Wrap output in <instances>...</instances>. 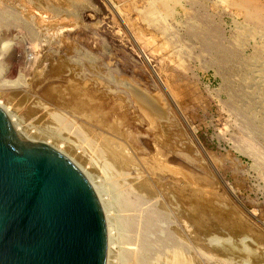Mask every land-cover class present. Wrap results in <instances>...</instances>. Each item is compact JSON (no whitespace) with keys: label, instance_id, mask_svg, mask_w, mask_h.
<instances>
[{"label":"rangeland","instance_id":"obj_1","mask_svg":"<svg viewBox=\"0 0 264 264\" xmlns=\"http://www.w3.org/2000/svg\"><path fill=\"white\" fill-rule=\"evenodd\" d=\"M168 2L0 0V106L96 187L108 264H264V0Z\"/></svg>","mask_w":264,"mask_h":264},{"label":"water","instance_id":"obj_2","mask_svg":"<svg viewBox=\"0 0 264 264\" xmlns=\"http://www.w3.org/2000/svg\"><path fill=\"white\" fill-rule=\"evenodd\" d=\"M102 211L82 172L21 137L0 108V264H104Z\"/></svg>","mask_w":264,"mask_h":264},{"label":"bare ground","instance_id":"obj_3","mask_svg":"<svg viewBox=\"0 0 264 264\" xmlns=\"http://www.w3.org/2000/svg\"><path fill=\"white\" fill-rule=\"evenodd\" d=\"M156 1V0H155ZM159 3H161V5H164L165 4V0H157ZM169 2L168 3H170V0H168ZM175 1V0H174ZM237 2V1H236ZM156 3V2H155ZM154 3V4H155ZM177 3H178V1H177ZM244 3H246V1L244 2ZM248 3V2H247ZM250 3V2H249ZM148 4V3H147ZM157 4V3H156ZM171 4V3H170ZM237 4H239V6H240V3L238 2ZM159 5V4H158ZM173 5V4H172ZM247 5V4H246ZM160 6V5H159ZM242 6V5H241ZM244 7H245V5H243ZM249 6H251L250 4H249ZM2 8H3V6H1ZM154 7H156L155 5H154ZM172 7V6H171ZM247 8H249V7H247ZM247 8H245V9H247ZM152 9V8H151ZM156 9H158V8H156ZM161 9V8H160ZM159 9V10H160ZM171 9V8H170ZM170 9H169V11H170ZM244 9V8H243ZM244 9V10H245ZM1 10V9H0ZM150 10V9H149ZM148 10V11H149ZM250 10V9H249ZM32 11V10H31ZM147 11V10H146ZM163 11H165L164 9H163ZM168 11V12H169ZM259 11H260V9L255 5V6H253V11H247L248 13L250 12L251 13V15L253 14V17H254V19L253 20H259L261 17H260V15H259ZM246 12V11H245ZM165 16H166V14H165ZM248 16V15H247ZM264 16V15H263ZM250 17V16H249ZM164 18V17H163ZM251 18V17H250ZM256 18V19H255ZM263 19H264V17H262ZM257 20H256V22H257ZM157 23H158V21H156ZM161 23V22H160ZM159 25V24H158ZM160 26H162V25H160ZM158 27V26H157ZM163 27V26H162ZM161 27V28H162ZM209 50H216V49H212V48H210ZM210 52V51H209ZM214 56H215V59H214V62H212V63H214V64H224L225 62H227V61H229L230 60V58L232 57L231 56V54H229L228 52H215L214 53ZM168 80V79H167ZM166 80V81H167ZM84 92V91H83ZM84 94V93H83ZM256 95V94H255ZM257 98V97H256ZM83 99V100H82ZM82 99H80L79 101H78V105L80 106V108L83 110V108H85V102H88L89 101V95L88 94H84L83 96H82ZM155 105L154 106H152L151 107V109L149 110L150 111V117H152V119L154 118V117H156V116H160V115H162L163 114V112H164V110H163V107L161 106V104L159 105V104H157V103H154ZM77 106V105H76ZM0 108L2 109V111L6 114V116L8 117V120L10 121V123H11V125L13 126V128H14V130L21 136V137H23V138H25L26 136H25V134L23 133V131L22 130H20V128H19V126H17V124L15 125L14 124V116H12V115H10L9 113H8V111H7V109L6 108H3L2 106H0ZM55 115V114H54ZM56 116V115H55ZM163 116V115H162ZM52 118V117H51ZM153 123V122H152ZM82 128V127H81ZM82 130V129H81ZM53 134V133H52ZM27 139V138H26ZM29 140V139H28ZM46 143V142H45ZM255 143V142H254ZM108 149V148H107ZM106 149V150H107ZM105 150V149H104ZM111 150V149H110ZM109 151V150H108ZM107 151V152H108ZM59 152V151H58ZM115 151H113L112 152V150L109 152V154L110 153H112V156H113V154L115 155V153H114ZM62 154V153H61ZM117 155V154H116ZM115 155V156H116ZM111 156V157H112ZM116 157H118V155L116 156ZM69 159V158H68ZM70 161H71V159H69ZM127 161V160H126ZM72 162V161H71ZM128 162V161H127ZM76 167L81 171V169L76 165ZM82 172V174L84 175V177L86 178V180L88 181V183L90 184V186H91V188H92V190H93V192H94V194H95V196H96V198H97V201H98V203H99V206H100V209H101V211H102V215H103V219H104V226H105V236H106V249H105V263L104 264H108L107 263V260H108V252L110 251V249H111V247H110V245L112 246V244H110V242H109V236H108V234L110 233V228L107 226V218H108V212H106L104 209H103V203H102V200L100 199V197H99V195H97V191H96V187L93 185V184H91V182L89 181V179L87 178V176L83 173V171H81ZM136 175V174H135ZM138 178V177H137ZM144 184H146V182H143L142 183V185H144ZM93 185V186H92ZM146 185H148V186H150L149 184H146ZM148 186H147V189H148ZM94 187V188H93ZM152 189H150V191H148V192H154V190L153 191H151ZM159 191V190H158ZM155 192H157V191H155ZM166 192V191H165ZM175 192V191H174ZM177 193V192H176ZM166 194V193H165ZM172 194V193H171ZM154 195V194H153ZM180 196H182V195H180ZM174 197V196H173ZM184 197V196H183ZM179 198V197H178ZM185 199V200H184ZM191 198H188V199H186V197H184L183 199L181 198L180 200L178 199L177 201L181 204V205H187V207H188V205H191V206H195L194 205V203L192 202V200H190ZM186 201V202H185ZM201 201V200H200ZM192 202V203H191ZM207 209V208H206ZM198 210V209H197ZM202 217V216H201ZM201 217L200 216H193V218L195 219V218H199L200 220L199 221H201ZM193 218H191V219H193ZM109 219V218H108ZM196 220V219H195ZM195 220H193V221H195ZM198 220V219H197ZM146 221H147V219H146ZM196 223L198 222V221H195ZM194 222V223H195ZM200 224V223H199ZM197 225V224H196ZM109 232V233H108ZM211 237V236H210ZM210 241H211V239H209ZM211 243V242H210ZM217 247V246H216ZM220 251V250H219ZM165 260V264H195L194 263V261L193 260H191V259H189V258H187V257H185L184 255H183V253L181 252V251H175L174 253H172V254H169V256H168V258H166V259H164ZM109 262V261H108Z\"/></svg>","mask_w":264,"mask_h":264},{"label":"clouds","instance_id":"obj_4","mask_svg":"<svg viewBox=\"0 0 264 264\" xmlns=\"http://www.w3.org/2000/svg\"><path fill=\"white\" fill-rule=\"evenodd\" d=\"M16 48L15 42L13 39H5L0 42V64H4L6 58ZM7 69L3 72H0V89L7 90H19L30 87L27 79L24 76V72L19 68L14 77H8L6 75Z\"/></svg>","mask_w":264,"mask_h":264}]
</instances>
